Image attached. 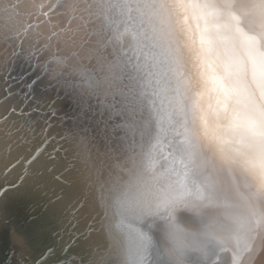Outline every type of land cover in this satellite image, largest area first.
<instances>
[{
  "label": "snow or ice",
  "instance_id": "obj_1",
  "mask_svg": "<svg viewBox=\"0 0 264 264\" xmlns=\"http://www.w3.org/2000/svg\"><path fill=\"white\" fill-rule=\"evenodd\" d=\"M21 4L0 20V264H244L264 231V0L252 19L224 0L0 12Z\"/></svg>",
  "mask_w": 264,
  "mask_h": 264
},
{
  "label": "bare ground",
  "instance_id": "obj_2",
  "mask_svg": "<svg viewBox=\"0 0 264 264\" xmlns=\"http://www.w3.org/2000/svg\"><path fill=\"white\" fill-rule=\"evenodd\" d=\"M46 0H43V2ZM229 3L233 10L237 13H248V18L252 19L257 16L256 10L253 5H258L260 0H224ZM25 8L21 4L18 8L11 9L8 12H0V20L8 21L12 23L21 22V17ZM227 183V177L224 178ZM244 194L243 191L240 193H232L234 199H239ZM244 264H264V231H261L257 238L253 241L251 252L245 255Z\"/></svg>",
  "mask_w": 264,
  "mask_h": 264
},
{
  "label": "water",
  "instance_id": "obj_3",
  "mask_svg": "<svg viewBox=\"0 0 264 264\" xmlns=\"http://www.w3.org/2000/svg\"><path fill=\"white\" fill-rule=\"evenodd\" d=\"M48 0L44 1L45 4H47ZM21 22L23 21V16L21 17Z\"/></svg>",
  "mask_w": 264,
  "mask_h": 264
}]
</instances>
